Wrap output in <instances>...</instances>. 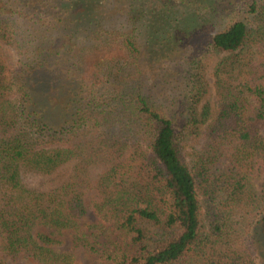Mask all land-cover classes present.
I'll use <instances>...</instances> for the list:
<instances>
[{"label":"trees","instance_id":"obj_1","mask_svg":"<svg viewBox=\"0 0 264 264\" xmlns=\"http://www.w3.org/2000/svg\"><path fill=\"white\" fill-rule=\"evenodd\" d=\"M192 1L0 0V264H73L54 247L70 232L92 252L91 215L130 241L111 264H259L264 0H220L229 20L211 34L196 24L216 10ZM144 33L157 60L224 55L212 116L196 111V74L172 113L148 93ZM30 174L56 181L35 188Z\"/></svg>","mask_w":264,"mask_h":264},{"label":"rangeland","instance_id":"obj_2","mask_svg":"<svg viewBox=\"0 0 264 264\" xmlns=\"http://www.w3.org/2000/svg\"><path fill=\"white\" fill-rule=\"evenodd\" d=\"M220 0H193L190 5L193 11L197 10L198 13H203L206 16L211 14L212 10H216V14L219 18L217 20H211L208 17V23L200 22L196 24L203 32L211 34L221 28H223L229 18H227L226 6L222 3H218ZM236 3L242 2L236 0ZM243 3L236 4L237 9L241 8ZM196 6L198 8H196ZM225 9V10H223ZM241 9H239L240 11ZM186 11H189L188 9ZM231 14V17H238L236 14ZM245 17V15H244ZM210 32V33H209ZM141 50L143 51V57L141 58L142 69L146 77V85L148 93L157 100V103L162 107H169L166 110L167 113L174 112L178 105L184 102V96L186 94V85L191 75L196 74V79L202 89L201 99L197 104V113L202 112L204 108L209 110V116H212L217 108L218 98L215 90V78L213 75L215 65L222 59L224 55L216 54L211 50H201V46L187 47L182 51L181 55L176 54L171 56H165L164 59H155L158 56L152 57L146 55V49L149 52V35L144 33L139 38ZM177 48V47H176ZM174 48V49H176ZM180 50V48H178ZM51 68V77L57 84V87H61L64 82L58 81L56 78H60L59 75H63L64 67ZM40 80L46 81L43 77ZM40 89H44L45 85L39 86ZM150 89V90H149ZM59 95L54 93V97ZM154 99V100H155ZM155 100V101H156ZM172 108V109H171ZM58 177L57 179H59ZM264 179V169L261 171L259 179H254L253 184L258 190ZM25 182L32 187L47 188L51 186L56 180L55 177H42L38 175H28L25 177ZM82 231L85 233L86 240L92 245L93 251L85 250L81 247H75L72 243L74 234L70 232H63L60 246H55L54 250L60 253H68L73 255V264H111L114 256H119L123 253H131L132 247L127 237L120 236L111 232L107 226H103L98 223L96 217L91 215L84 222L80 223ZM256 248L259 258V264H264V223L256 229ZM7 264H34L24 260L12 261L6 259Z\"/></svg>","mask_w":264,"mask_h":264}]
</instances>
